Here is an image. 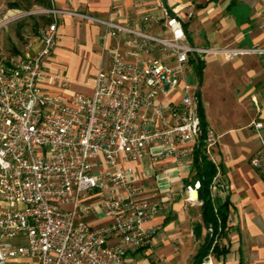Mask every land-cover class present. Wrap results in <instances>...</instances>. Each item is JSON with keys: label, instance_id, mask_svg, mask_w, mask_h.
I'll return each instance as SVG.
<instances>
[{"label": "built area", "instance_id": "2783aa9c", "mask_svg": "<svg viewBox=\"0 0 264 264\" xmlns=\"http://www.w3.org/2000/svg\"><path fill=\"white\" fill-rule=\"evenodd\" d=\"M134 2L145 8L138 16L119 9L114 19L86 16L107 28L103 44L111 51L90 95L66 98L48 86L69 85L47 65L56 19L41 30L35 53L0 58V264H126L130 250L150 246L159 228L150 221L164 205L146 192L131 162L155 147L156 161L191 158L192 168L210 161L215 209L226 200L219 136L204 125L187 71L212 55L231 60L264 48L199 47L163 0ZM250 162L264 173L263 138ZM200 187V180L185 185L187 202L203 205ZM92 215L103 222L94 224ZM222 240L202 264H216Z\"/></svg>", "mask_w": 264, "mask_h": 264}, {"label": "crops", "instance_id": "0c3cea01", "mask_svg": "<svg viewBox=\"0 0 264 264\" xmlns=\"http://www.w3.org/2000/svg\"><path fill=\"white\" fill-rule=\"evenodd\" d=\"M164 1V0H163ZM56 9V46L47 65L68 80L49 84L52 92L70 98L73 93L90 95L94 78L108 67L110 48L103 37L107 28L92 18L114 19L116 10L138 16L145 8L134 0H51ZM171 11L184 21L188 39L199 47L264 48V0H166ZM193 16L187 18V12ZM161 17L159 8H152ZM158 30V27L155 28ZM39 45L35 46V49ZM195 86L200 93L205 123L219 136L221 170L228 186V233L219 243L227 250L214 251L216 264H264V173L254 169L251 157L264 139V52L246 54L226 61L209 56ZM199 89V91H198ZM177 96V95H176ZM153 153L131 165L148 194L161 201L163 211L150 221L158 232L147 248L130 250L126 264H193L209 232L203 207L186 201L185 185L196 178L191 158L183 163L154 159ZM197 181V180H196ZM94 224L103 219L90 217ZM202 229L196 234V225Z\"/></svg>", "mask_w": 264, "mask_h": 264}, {"label": "rangeland", "instance_id": "374dc122", "mask_svg": "<svg viewBox=\"0 0 264 264\" xmlns=\"http://www.w3.org/2000/svg\"><path fill=\"white\" fill-rule=\"evenodd\" d=\"M51 9L36 0H0V58L35 53L41 30L49 24L47 19L54 21ZM187 79L193 86L200 83L195 62L187 71Z\"/></svg>", "mask_w": 264, "mask_h": 264}, {"label": "trees", "instance_id": "16d2710c", "mask_svg": "<svg viewBox=\"0 0 264 264\" xmlns=\"http://www.w3.org/2000/svg\"><path fill=\"white\" fill-rule=\"evenodd\" d=\"M39 5L44 7L53 8L52 2L50 0H36ZM164 2L167 4L166 0ZM50 23V19H47ZM205 65L204 61L196 62V68L198 70V75L201 77L202 70ZM198 96L200 97V93L197 92ZM200 112L202 115V119L204 125L207 126L204 120L202 107H200ZM196 180H200L201 187L199 188V199L203 201V219L204 225L206 228H211L212 231H209L205 242L201 245L200 249L198 250L197 254L195 255L193 264H202L204 258L210 252L212 243L215 239H221L227 236L228 233V219H229V199L228 197L226 200L221 201L215 209V205L213 199L211 197V183L216 175V168L215 166L208 161L207 159H203L201 164L197 163L196 165ZM195 180V181H196ZM193 181V182H195ZM202 229V224L196 225V234L199 235ZM225 247H221L216 244L214 251L217 253L226 252Z\"/></svg>", "mask_w": 264, "mask_h": 264}, {"label": "bare ground", "instance_id": "6f19581e", "mask_svg": "<svg viewBox=\"0 0 264 264\" xmlns=\"http://www.w3.org/2000/svg\"><path fill=\"white\" fill-rule=\"evenodd\" d=\"M192 196H193L194 198H196V192H195V191L192 192Z\"/></svg>", "mask_w": 264, "mask_h": 264}, {"label": "water", "instance_id": "95a60500", "mask_svg": "<svg viewBox=\"0 0 264 264\" xmlns=\"http://www.w3.org/2000/svg\"><path fill=\"white\" fill-rule=\"evenodd\" d=\"M198 91H199V89H198Z\"/></svg>", "mask_w": 264, "mask_h": 264}]
</instances>
